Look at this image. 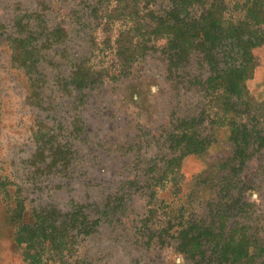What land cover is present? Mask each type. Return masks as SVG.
<instances>
[{
  "label": "rangeland",
  "instance_id": "1",
  "mask_svg": "<svg viewBox=\"0 0 264 264\" xmlns=\"http://www.w3.org/2000/svg\"><path fill=\"white\" fill-rule=\"evenodd\" d=\"M169 5L0 0V264H264V44L244 96L224 45L116 56Z\"/></svg>",
  "mask_w": 264,
  "mask_h": 264
},
{
  "label": "trees",
  "instance_id": "2",
  "mask_svg": "<svg viewBox=\"0 0 264 264\" xmlns=\"http://www.w3.org/2000/svg\"><path fill=\"white\" fill-rule=\"evenodd\" d=\"M168 1L170 5L167 12L158 16H152L153 14L149 13L156 20L153 30L133 27L132 30H128V33L119 34L116 39L118 45L116 56L119 54L126 59L128 52L131 51L127 45L129 44L128 36L132 31L140 33L142 38L147 35L165 37L174 49L178 50L177 54L181 57L192 49L196 41L201 50L205 51L207 58L212 57L210 52L212 49L224 45L230 47L224 53L231 55L235 64L221 71L220 76L215 78L209 76L207 79L209 84L214 80L223 82L220 84L223 89L222 96L227 94L244 96V83L252 76L257 66L252 50L264 44V32L260 30L264 28V0H229L244 11L243 17L236 22L225 17V11L228 8L224 0ZM185 137H187L186 132L181 133L173 142L177 143ZM199 240L195 237L187 242L189 244L187 249H194L188 250L190 253H195L199 249ZM187 244L185 247L188 246ZM222 256L226 258L225 255Z\"/></svg>",
  "mask_w": 264,
  "mask_h": 264
}]
</instances>
